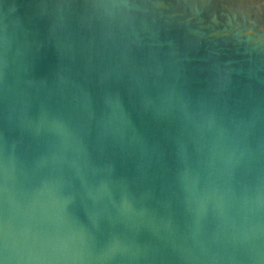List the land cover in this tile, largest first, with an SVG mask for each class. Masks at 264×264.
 <instances>
[{"label":"water","instance_id":"water-1","mask_svg":"<svg viewBox=\"0 0 264 264\" xmlns=\"http://www.w3.org/2000/svg\"><path fill=\"white\" fill-rule=\"evenodd\" d=\"M0 264H264V0H0Z\"/></svg>","mask_w":264,"mask_h":264}]
</instances>
